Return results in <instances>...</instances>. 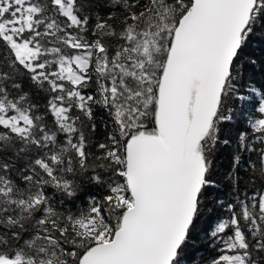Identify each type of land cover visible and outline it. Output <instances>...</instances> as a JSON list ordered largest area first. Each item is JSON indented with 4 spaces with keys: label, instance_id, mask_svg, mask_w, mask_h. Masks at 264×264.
I'll list each match as a JSON object with an SVG mask.
<instances>
[{
    "label": "snow or ice",
    "instance_id": "1",
    "mask_svg": "<svg viewBox=\"0 0 264 264\" xmlns=\"http://www.w3.org/2000/svg\"><path fill=\"white\" fill-rule=\"evenodd\" d=\"M106 6L0 0V264H185L236 104L247 111L237 173L202 231L213 249L204 264H264V80L246 78L264 71L253 50L264 45V0ZM97 108L111 122L102 139ZM85 184L104 194L55 206Z\"/></svg>",
    "mask_w": 264,
    "mask_h": 264
},
{
    "label": "trees",
    "instance_id": "2",
    "mask_svg": "<svg viewBox=\"0 0 264 264\" xmlns=\"http://www.w3.org/2000/svg\"><path fill=\"white\" fill-rule=\"evenodd\" d=\"M107 0H95V9L100 12L101 15H106L110 9L106 6ZM112 21H110L111 23ZM264 48V45L257 46L253 45V50L255 55L261 56L264 55L260 49ZM3 51V48L0 47V52ZM252 77L257 81L264 80V71L257 65L254 69L249 68L246 71V78ZM23 88L25 91H31L33 93V98L36 103L43 105L46 102L45 94L42 92H38V90L34 89L30 81L27 78L23 79ZM92 91V89H89ZM234 106H237L234 105ZM247 115V111H245V116ZM238 118L239 115H237ZM105 123L110 124V119L106 112L103 109L97 108L96 109V137L98 139H102L105 134V129L103 125ZM244 127V118L241 120L236 121L235 123L228 124L222 130V137L227 136L231 139L232 144L231 146L225 145L223 149L217 148L213 155V172H214V179L222 184L223 190L218 191L216 194L214 189L212 190V194L208 197L207 200V208L204 213V219H207L208 226L215 220L218 215H222L223 213L218 209L215 199L217 196L220 197L221 200L227 201L231 198L232 188H231V180L230 177L233 174L237 173V169L233 166L232 156L235 151V137L241 128ZM251 173L245 167L243 170L238 172L240 177V188L244 189L247 192H251L253 189L248 182V176ZM104 194L103 190L96 185L93 184H85L78 194V196L72 200L68 198H63L59 195L56 196L54 203L55 206L61 210L66 208H72L75 210L76 208L85 207L86 204L90 201V198L93 196L100 197ZM206 228V229H207ZM194 244L197 247H194ZM186 254V261L185 264H204V262L213 254V249H210L206 242L203 241L202 232L198 233L197 235L193 236L192 245L189 246Z\"/></svg>",
    "mask_w": 264,
    "mask_h": 264
},
{
    "label": "rangeland",
    "instance_id": "3",
    "mask_svg": "<svg viewBox=\"0 0 264 264\" xmlns=\"http://www.w3.org/2000/svg\"><path fill=\"white\" fill-rule=\"evenodd\" d=\"M238 106H239V105H238ZM240 109H241V108L239 107V109L235 112V108H234V112H235V119H234V121H235V122L244 118L243 115L241 114L242 112H240ZM236 115H239L240 118H237ZM232 123H233V122H232ZM228 124H231V122H228L227 125H228ZM222 138H226V139H229V140L231 141V139L228 138L227 136H223ZM231 142H232V141H231ZM231 144H232V143H231ZM224 146H225L224 144H221V145H218L217 148H219V149H223ZM221 186H222V184L219 183V182L217 181V187L214 188V190H215L214 192H215L216 194H218V191H220ZM207 226H208V221H207V219H204V217H202L201 222H200V229H201V232H202L204 229H206ZM201 232H200V233H201ZM197 234H198V233H197ZM197 234H196V235H197ZM194 236H195V235H194ZM190 245H192V243H191ZM194 247H197V245L194 244ZM188 249H189V248H188ZM188 249H187V250H188ZM187 252H188V251H187ZM186 254H187V253H186Z\"/></svg>",
    "mask_w": 264,
    "mask_h": 264
},
{
    "label": "built area",
    "instance_id": "4",
    "mask_svg": "<svg viewBox=\"0 0 264 264\" xmlns=\"http://www.w3.org/2000/svg\"><path fill=\"white\" fill-rule=\"evenodd\" d=\"M237 110L235 109V112H236ZM235 112H234V116H233V120L231 121V123L233 122V123H235V121H234V119H235ZM237 116V115H236Z\"/></svg>",
    "mask_w": 264,
    "mask_h": 264
},
{
    "label": "flooded vegetation",
    "instance_id": "5",
    "mask_svg": "<svg viewBox=\"0 0 264 264\" xmlns=\"http://www.w3.org/2000/svg\"><path fill=\"white\" fill-rule=\"evenodd\" d=\"M221 190H223L222 186H221V188H220V191H221Z\"/></svg>",
    "mask_w": 264,
    "mask_h": 264
}]
</instances>
